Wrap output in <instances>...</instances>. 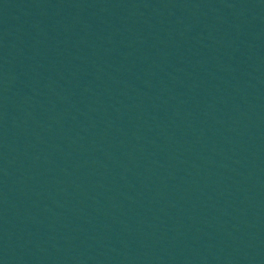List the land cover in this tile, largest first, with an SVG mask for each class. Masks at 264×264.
I'll use <instances>...</instances> for the list:
<instances>
[{"label":"water","instance_id":"1","mask_svg":"<svg viewBox=\"0 0 264 264\" xmlns=\"http://www.w3.org/2000/svg\"><path fill=\"white\" fill-rule=\"evenodd\" d=\"M0 264H264V0H0Z\"/></svg>","mask_w":264,"mask_h":264}]
</instances>
